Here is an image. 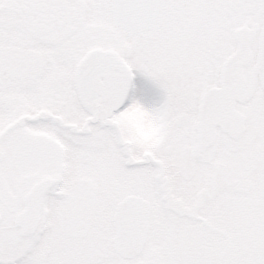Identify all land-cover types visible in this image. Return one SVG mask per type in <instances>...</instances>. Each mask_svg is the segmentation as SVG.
Here are the masks:
<instances>
[{"label": "snow or ice", "instance_id": "1", "mask_svg": "<svg viewBox=\"0 0 264 264\" xmlns=\"http://www.w3.org/2000/svg\"><path fill=\"white\" fill-rule=\"evenodd\" d=\"M0 264H264V0H0Z\"/></svg>", "mask_w": 264, "mask_h": 264}, {"label": "rangeland", "instance_id": "2", "mask_svg": "<svg viewBox=\"0 0 264 264\" xmlns=\"http://www.w3.org/2000/svg\"><path fill=\"white\" fill-rule=\"evenodd\" d=\"M138 80H139V78H138Z\"/></svg>", "mask_w": 264, "mask_h": 264}]
</instances>
